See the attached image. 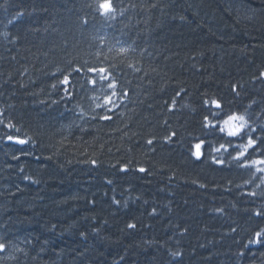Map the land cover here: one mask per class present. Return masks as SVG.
I'll return each instance as SVG.
<instances>
[{
  "label": "trees",
  "instance_id": "16d2710c",
  "mask_svg": "<svg viewBox=\"0 0 264 264\" xmlns=\"http://www.w3.org/2000/svg\"><path fill=\"white\" fill-rule=\"evenodd\" d=\"M112 4L0 0V264H264V0Z\"/></svg>",
  "mask_w": 264,
  "mask_h": 264
},
{
  "label": "snow or ice",
  "instance_id": "6c2138e0",
  "mask_svg": "<svg viewBox=\"0 0 264 264\" xmlns=\"http://www.w3.org/2000/svg\"><path fill=\"white\" fill-rule=\"evenodd\" d=\"M98 10L101 12L102 15H107L109 17L112 16V14L116 11V9L114 8L113 4H112V0H98ZM127 50L125 48H120V52H126ZM82 69H74V71H80ZM86 72H91V73H95L96 77L99 80H104V81H110L108 83V88L110 89H115L116 87V81L115 79L112 77V73L104 68V67H100V68H95V67H91V68H87ZM88 83H91L93 85H95L97 83V79L96 78H90L88 81ZM62 83L64 84H68L69 83V78L68 76L64 77V80L62 81ZM67 91V90H66ZM69 95H71V93H68ZM117 93L115 91L112 92L111 95L106 96L104 98V105H96V107H104L106 109V111H111V108L108 107V105H111L113 108L116 107L115 102L113 101L112 97L116 96ZM213 104L216 105V107H220L219 103L216 101H212ZM101 119L104 120H110L111 117L108 115H104L102 117H100ZM205 120L207 121V117H205ZM233 121H238L240 123L238 124H233ZM244 117L243 116H237V115H231L228 117L227 120L224 121V125L225 127H221L219 130L221 132H225L227 130V134L229 136H237L241 133L242 129L244 128ZM8 127H14V125L9 124L7 125ZM208 126H213V125H208ZM214 127V126H213ZM173 135H175L173 133ZM7 139L9 141H13L15 140L17 143L20 144H25L28 141L25 139H21L19 137H14V136H7ZM168 139H170V137H168ZM149 144L152 143L151 140L148 141ZM204 141H201L200 143H197L194 147H195V151L193 152V155L196 156L197 158H200L202 155L201 152V147L203 145ZM256 143L255 140H252L251 138H249L248 144L245 146V151L247 150L248 147H252L254 144ZM221 147H223V145H221ZM217 151H219V149H217ZM244 152H240L239 156H243ZM238 158V157H237ZM217 163H223V161H216ZM93 163H95V161H93ZM254 164L258 163V164H264V160H260V161H253ZM259 171H264V169H258ZM140 171H144L143 168L140 169ZM252 195H255V193H252ZM257 215H260V213L258 212ZM129 227H134V225H129ZM256 239L250 242H260L262 236H264V233L262 232H257L255 234ZM6 247V245L4 243H0V250H3Z\"/></svg>",
  "mask_w": 264,
  "mask_h": 264
}]
</instances>
